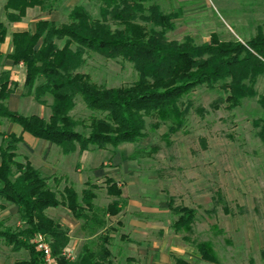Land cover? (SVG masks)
Masks as SVG:
<instances>
[{
  "label": "trees",
  "instance_id": "16d2710c",
  "mask_svg": "<svg viewBox=\"0 0 264 264\" xmlns=\"http://www.w3.org/2000/svg\"><path fill=\"white\" fill-rule=\"evenodd\" d=\"M153 2L100 0L101 19H93L83 7L76 6L67 23L40 20L34 31L11 34L12 50L6 55L0 53V61L24 67L25 96L41 107L48 105L47 97L51 98L50 116L9 111L7 102L19 83L12 78V72L4 71L0 74V123L17 125L23 134L71 156L138 144L147 138V119L156 121L154 130L168 125L163 139L169 141L187 125L189 108L184 99L202 87H218L225 94L220 102L229 111L254 98L264 110V95L255 91L259 78L264 76L262 31L247 42L221 41L216 34L200 45L191 39L170 41L167 36L175 30L180 13H164ZM55 3L56 0H6L5 20L9 25L21 23L29 10L52 12ZM7 24L0 21V46L9 37ZM91 55L132 64L138 80L119 88L94 83L82 73ZM79 101L89 112L87 119L73 117ZM256 125L260 128L258 137L264 142V120ZM0 140V212L6 210L4 204L17 208L21 223L20 228L14 229L6 226L0 216V239L14 253H28V258L15 264H43L32 244L37 234L49 239L58 264H112L106 247L112 242L108 234L100 238V249L86 246L75 260L64 257L71 242L68 231L46 212L64 208L82 222V231L88 237H100L102 231L108 230V219L117 218L125 209L117 182L105 179L106 194L112 200L105 208H99L95 203L98 186L88 182L80 194L67 181L60 188L62 178H45L27 158L18 161L23 136L0 133ZM169 211L176 218L172 230L191 234L196 210L175 206L170 199ZM184 239L201 261L219 263L211 243ZM173 262L192 264L182 258H174Z\"/></svg>",
  "mask_w": 264,
  "mask_h": 264
},
{
  "label": "rangeland",
  "instance_id": "374dc122",
  "mask_svg": "<svg viewBox=\"0 0 264 264\" xmlns=\"http://www.w3.org/2000/svg\"><path fill=\"white\" fill-rule=\"evenodd\" d=\"M5 2L0 0V21L7 24L3 11ZM153 3L164 13H180L175 30L167 36L170 41L191 39L200 45L216 34L221 41L247 42L259 31L264 33V0H154ZM76 6L83 7L93 19H101L100 0H56L52 12L38 8L29 10L19 28L33 30L40 20L67 23L70 11ZM7 26L10 36L11 25ZM1 65L6 67V61L1 60ZM13 69L21 75L18 67ZM82 73L107 88L129 86L138 80L132 64L97 55L87 58ZM255 91L257 95H264V76L259 78ZM20 92L22 98H28L24 88H20ZM221 98H225V94L218 87L214 90L202 87L192 92L183 101L189 108L187 125L169 141L163 139L168 125L154 130L152 125L156 121L147 119V138L142 142L88 152L80 159L87 175L82 185H73L74 189L81 191L86 180L98 186L96 202L102 208L112 200L107 197L105 179L113 178L122 188V202H148L149 213L141 214L137 206H131L125 208L119 218L131 216L132 219L141 214L148 219L166 220L168 215H154L152 210H159L157 202L172 199L175 206L196 210L197 216L192 233L176 234L171 230V242L188 245L194 251L185 237L195 242H209L218 264H264V142L258 137L260 128L256 125L264 120V110L258 98H254L244 100L239 108L229 111L227 105L220 102ZM46 100L50 105L51 98ZM24 101L26 104L23 103L19 113L50 116L48 105L41 107L32 98ZM80 101L73 117L87 119L89 112ZM55 149L51 150L52 155ZM26 153V147L20 145L19 162H24ZM53 157H57L56 153ZM170 216L175 219L171 213ZM124 218L122 222L127 224L130 219ZM117 219L111 221L110 230L116 237L122 230L115 223ZM8 220L6 226L20 228L16 213ZM25 258H28L27 252L17 254V260Z\"/></svg>",
  "mask_w": 264,
  "mask_h": 264
},
{
  "label": "crops",
  "instance_id": "0c3cea01",
  "mask_svg": "<svg viewBox=\"0 0 264 264\" xmlns=\"http://www.w3.org/2000/svg\"><path fill=\"white\" fill-rule=\"evenodd\" d=\"M21 23L11 25L10 36L6 39V42L0 46V53L2 55H6L12 50L11 34L34 31L37 22L35 23L33 30L19 28ZM12 67L14 68L13 63L6 61V67H2V65L0 66V74L4 71H10L13 73L12 78L19 83L18 90L7 102L9 111L19 113L23 108V103L26 104L24 100L29 99L22 98V93L20 92V88H24L25 69L23 66H18L21 72V75L19 76L18 73L13 72L14 69ZM16 126L17 125L2 121L0 123V133L6 134L7 136L11 134H15L19 137L23 136L24 143L21 145L26 147L28 152L25 157L35 169L40 171L43 177L62 178L63 186L66 184V181L68 184L72 185L75 183H81L82 179L86 177V167L84 162H80V159L84 158L88 152L83 154L76 153L71 156H61L60 152L51 146V144L42 141L41 143L36 142L37 139L34 140L31 136L23 134L22 129L20 127L18 129V126ZM38 148L39 150L35 152V149ZM52 149H55L54 154L56 153L57 157H53L54 154L52 155L50 153ZM74 159H76L75 162H73ZM104 166H106V163H104ZM92 169H96V167H92ZM86 183H88V180L83 183L84 185L82 186L81 191L76 190L79 194L84 190ZM95 203L97 205L98 202ZM110 203L111 202H106L105 207ZM4 205L6 206V210L3 211V215L0 216L1 220L6 223L7 221H10L8 219L10 216H13L14 213L18 216V209L8 204ZM131 206H137L141 214H146L150 211L147 209L148 202H124L125 208ZM157 206L159 207V210H152L153 214H160L163 216L168 215V218L166 219L167 221L162 218L148 219L147 216H141V214H138L133 216L132 219L131 216H126L125 218L130 220L127 224H124L122 222L124 217L119 218L118 216L115 223H118L122 228V230L116 233L119 237L110 234V230H112L113 227L112 222L115 218L108 219V230L102 231L99 234L100 237H88L82 231V222L76 221L66 209H49L46 213L49 217L56 220L62 228L68 231L71 240L69 249H72L75 252L76 258L86 246H91L95 250L100 249L103 241H101L100 238L103 239L108 234L112 238V242L110 245L106 244V247L111 253L110 261L112 264H174V258H182L192 264H195V262H203L200 260L196 252L188 245L171 242L173 239L171 225L176 218H173V220L171 219L169 202H157ZM16 261L17 253H14L11 248L6 247L0 239V264H15Z\"/></svg>",
  "mask_w": 264,
  "mask_h": 264
},
{
  "label": "built area",
  "instance_id": "2783aa9c",
  "mask_svg": "<svg viewBox=\"0 0 264 264\" xmlns=\"http://www.w3.org/2000/svg\"><path fill=\"white\" fill-rule=\"evenodd\" d=\"M35 250L41 254L43 264H58L57 258L53 254L52 246L49 239L43 234H37L32 240ZM63 256L73 261L76 259L75 252L72 249H66Z\"/></svg>",
  "mask_w": 264,
  "mask_h": 264
}]
</instances>
